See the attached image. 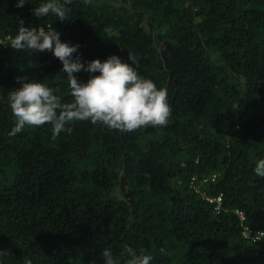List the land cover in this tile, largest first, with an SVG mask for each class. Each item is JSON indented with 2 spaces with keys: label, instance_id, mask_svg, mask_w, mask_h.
<instances>
[{
  "label": "trees",
  "instance_id": "1",
  "mask_svg": "<svg viewBox=\"0 0 264 264\" xmlns=\"http://www.w3.org/2000/svg\"><path fill=\"white\" fill-rule=\"evenodd\" d=\"M27 2L0 0L4 264H102L104 248L124 244L152 264H264V178L253 172L264 158V0H71L64 21L36 18L40 0ZM21 20L52 24L85 61L130 56L166 89V125L120 132L73 121L55 138L48 124L12 134L7 94L18 76L72 101L50 51L8 46ZM219 195L216 212L208 199ZM236 211L258 241L242 236Z\"/></svg>",
  "mask_w": 264,
  "mask_h": 264
},
{
  "label": "clouds",
  "instance_id": "2",
  "mask_svg": "<svg viewBox=\"0 0 264 264\" xmlns=\"http://www.w3.org/2000/svg\"><path fill=\"white\" fill-rule=\"evenodd\" d=\"M27 0H15V6L22 8ZM71 0H40L32 8L36 18L49 15L57 20L67 19ZM8 46L15 51L28 53L50 51L57 58L68 83L72 101L64 103L58 90L41 80L18 76L19 87L7 94V104L14 116L12 134L25 127L51 126L52 138L66 131V125L73 121H88L101 124L120 132L133 131L142 126H164L170 116L167 91L158 88L149 78L141 76L133 67L136 63L130 56L127 61L112 54L104 60L85 61L78 52V43L61 41L60 32L52 24L25 27L21 20L14 36L7 37ZM84 71L89 74L86 81H80L75 74ZM257 177L264 178V158L253 166ZM162 253L164 249L160 250ZM10 251L0 249V264H4ZM102 264H152L153 255L137 251L124 244L119 254L111 248L101 252ZM24 264H31L25 260Z\"/></svg>",
  "mask_w": 264,
  "mask_h": 264
},
{
  "label": "built area",
  "instance_id": "3",
  "mask_svg": "<svg viewBox=\"0 0 264 264\" xmlns=\"http://www.w3.org/2000/svg\"><path fill=\"white\" fill-rule=\"evenodd\" d=\"M211 179H212V181H214L216 179V175H213ZM194 180L196 181L198 179L194 178ZM207 180H204V182H206ZM197 191L199 192L198 189H197ZM208 201H209V203L215 204V206H216L215 210H216V212H218L220 210V207H221L222 202H223L222 201V195H219L216 198H209ZM236 214L239 216L241 223H242V236L251 242L258 241L262 237V233L258 232V231H253L248 226L245 225V223H244L245 222V215L242 212L236 211Z\"/></svg>",
  "mask_w": 264,
  "mask_h": 264
}]
</instances>
